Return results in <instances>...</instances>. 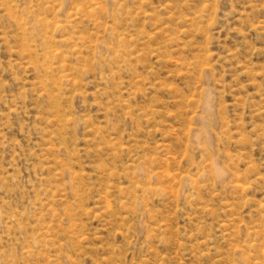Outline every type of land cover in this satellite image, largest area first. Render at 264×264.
<instances>
[{"label":"rangeland","instance_id":"374dc122","mask_svg":"<svg viewBox=\"0 0 264 264\" xmlns=\"http://www.w3.org/2000/svg\"><path fill=\"white\" fill-rule=\"evenodd\" d=\"M0 264H264V0H0Z\"/></svg>","mask_w":264,"mask_h":264}]
</instances>
